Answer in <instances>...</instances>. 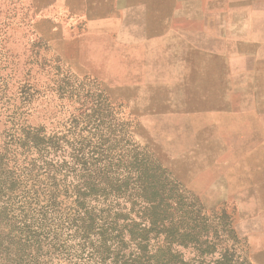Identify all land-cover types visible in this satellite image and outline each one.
I'll use <instances>...</instances> for the list:
<instances>
[{
    "label": "rangeland",
    "instance_id": "1",
    "mask_svg": "<svg viewBox=\"0 0 264 264\" xmlns=\"http://www.w3.org/2000/svg\"><path fill=\"white\" fill-rule=\"evenodd\" d=\"M134 2L112 4L119 6L122 24L108 28L74 25L62 4L0 0V264H122L131 254L136 264H148L146 255L164 245L165 234L160 241L151 234L145 255L133 243L118 254L111 241L102 246L98 232H77L71 154L81 143L87 157L102 147L111 158L135 144L178 182L180 192L169 195L183 200L181 229L193 224L201 233L186 248L173 246L185 262L255 264L264 223L243 213L257 203L235 194L244 153L247 159L251 146L264 139L252 135L260 122L250 119L264 111V67L240 79L241 62L232 72L228 62L217 63L214 85L203 81L209 74L194 71L196 52L186 47L177 66L159 42L165 22L178 16V4ZM207 10L201 4V18ZM255 17L260 20L262 11ZM236 28L244 31V25ZM200 29L208 36L219 26ZM250 29L264 32L261 24ZM102 140L108 143L99 146ZM110 206L120 224L141 222V205L132 200L105 208ZM194 210L200 219L191 223Z\"/></svg>",
    "mask_w": 264,
    "mask_h": 264
},
{
    "label": "trees",
    "instance_id": "2",
    "mask_svg": "<svg viewBox=\"0 0 264 264\" xmlns=\"http://www.w3.org/2000/svg\"><path fill=\"white\" fill-rule=\"evenodd\" d=\"M34 139L32 142L37 146L48 144L39 138ZM107 143L102 140L99 146ZM47 147L48 145L45 146ZM105 152L107 151L99 147L87 157L81 143V147L71 154L72 172L75 171L78 177V183L73 188L75 196L73 226L77 232L83 236L89 235L90 232H98L102 246H108V242L111 241V246H115L118 254L125 250L128 243H133L140 255L149 246L151 234H154L153 239L157 241L165 234L164 245L155 249L152 254L146 255L148 264H192L185 262L173 249L175 245L186 248L190 245L189 240L195 243L201 238L197 225L192 224L193 227L181 229L183 216L178 214L184 205L183 200L181 197L179 199L169 195L171 192H180L178 182L170 177L167 170L152 158L146 149H141L135 144H131L127 152L118 154L116 158L105 156ZM127 198L132 200L133 205H141L143 216L140 223L127 220L120 224L119 213H113L111 206L105 208L108 203L111 205ZM92 203H95V206ZM51 205L56 203L52 200ZM192 205L196 207L195 202ZM192 214L196 217L189 216L191 223L200 219L199 210H194L188 215ZM127 228H130L129 231H126ZM192 247H197V244ZM131 256L122 264H136L138 257ZM124 258L125 254L121 259ZM141 258L139 256V261ZM217 264L227 263L222 260Z\"/></svg>",
    "mask_w": 264,
    "mask_h": 264
},
{
    "label": "crops",
    "instance_id": "3",
    "mask_svg": "<svg viewBox=\"0 0 264 264\" xmlns=\"http://www.w3.org/2000/svg\"><path fill=\"white\" fill-rule=\"evenodd\" d=\"M134 1L33 0L34 4H62L65 13L76 21L73 22L74 25L84 22L88 24L100 23L108 28L109 25L122 24L120 23L122 21L120 8L119 6L113 8L112 4H135ZM148 4H178V16L171 18V22L169 20L165 22L167 28L161 33L159 42H164L162 45L167 56L171 55L176 58L174 64L177 66L182 62L180 58H182L186 47L196 52L197 61L194 64V71L209 74V76H203V81L211 82L212 80L214 85L217 77L214 78L215 75L211 74L215 73L213 67L217 63L228 62L229 72H232L234 65L237 66L241 62L238 65L242 66L238 68L241 72L240 79L243 74H246V78L250 79L252 74L257 71L256 67H264V32L258 34L250 29L253 24L264 26V0H156L155 3L148 2ZM201 4H204V8H208L204 18L200 16ZM184 9H188V15H185ZM258 11H262L260 20L255 17ZM238 13H242L244 16H238ZM186 24L193 27L186 28ZM201 24L216 25L219 26V30L214 29L216 32L210 31L208 34L205 33L208 36H202ZM237 25H244V31L242 28L234 29ZM195 26L198 27L194 29ZM108 28H105V31L111 32ZM118 47H120V43ZM202 57L203 68L200 64ZM222 79L224 81V78ZM223 83H227V81L225 80ZM208 87H211V83L208 84ZM223 87L231 88V85L227 87L224 84ZM261 99L264 104V98ZM250 119L260 122L254 130H251L252 135L255 133L258 138H263L264 111L254 112ZM247 155V159L245 153L243 155L240 192L239 195L235 194V198H239L242 202L255 201L256 207L247 205V208L243 207V213L251 218H259L264 223V204L260 203L264 202V139L263 141L262 139L257 140V146H251ZM258 231L260 232V230ZM262 245V247H257L256 252L253 253L252 258L255 264H264V244Z\"/></svg>",
    "mask_w": 264,
    "mask_h": 264
}]
</instances>
